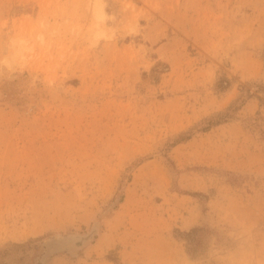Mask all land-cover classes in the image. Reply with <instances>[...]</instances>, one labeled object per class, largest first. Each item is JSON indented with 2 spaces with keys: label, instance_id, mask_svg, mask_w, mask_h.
Segmentation results:
<instances>
[{
  "label": "rangeland",
  "instance_id": "rangeland-1",
  "mask_svg": "<svg viewBox=\"0 0 264 264\" xmlns=\"http://www.w3.org/2000/svg\"><path fill=\"white\" fill-rule=\"evenodd\" d=\"M98 4L138 34L89 51L88 0H0V40L46 37L0 70V264H264V0Z\"/></svg>",
  "mask_w": 264,
  "mask_h": 264
},
{
  "label": "clouds",
  "instance_id": "clouds-1",
  "mask_svg": "<svg viewBox=\"0 0 264 264\" xmlns=\"http://www.w3.org/2000/svg\"><path fill=\"white\" fill-rule=\"evenodd\" d=\"M97 2L99 0H88L86 21L68 29L67 35L74 42H82L89 51H94L120 34H138L139 21L135 16H120L109 12L107 8L97 11L92 6ZM45 40L43 33L32 36L9 34L6 39L0 40V70L26 64L36 46L43 45Z\"/></svg>",
  "mask_w": 264,
  "mask_h": 264
},
{
  "label": "trees",
  "instance_id": "trees-1",
  "mask_svg": "<svg viewBox=\"0 0 264 264\" xmlns=\"http://www.w3.org/2000/svg\"><path fill=\"white\" fill-rule=\"evenodd\" d=\"M226 81V80H225ZM223 88V86H222ZM221 88V89H222ZM262 89L264 90V86H262ZM261 100V98H259ZM242 105V99L239 105L231 104L229 105L225 111L220 112L216 114L215 116L211 117L210 119L206 120L205 124L200 126L199 130L201 131H206L208 130L211 126L218 125L229 118L232 117V114L235 110H237L240 106ZM185 136H181L179 140L182 139H188L190 138V132H186ZM178 142V140L173 141L170 145H174ZM194 196L200 197L202 196L201 193H193ZM122 200V195L119 198V201ZM96 229V226L94 225L93 229L84 235H69L67 238V241L70 243V245H78L81 244L84 240L86 241L87 239L91 238L93 235L94 231ZM208 232V229L203 227V226H194L191 227L187 231H178L176 230V235L178 238L183 239L186 243V251L188 254H193L201 245L202 243V238L205 236V234ZM54 243L56 245L61 246L62 243L58 239H53ZM6 264V263H3Z\"/></svg>",
  "mask_w": 264,
  "mask_h": 264
},
{
  "label": "bare ground",
  "instance_id": "bare-ground-1",
  "mask_svg": "<svg viewBox=\"0 0 264 264\" xmlns=\"http://www.w3.org/2000/svg\"><path fill=\"white\" fill-rule=\"evenodd\" d=\"M97 11H100L102 10V6L98 4L97 8H96Z\"/></svg>",
  "mask_w": 264,
  "mask_h": 264
}]
</instances>
